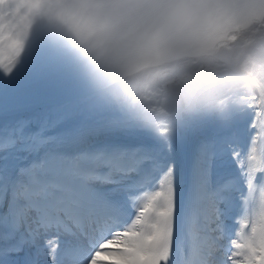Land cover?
<instances>
[{"label":"snow or ice","instance_id":"1","mask_svg":"<svg viewBox=\"0 0 264 264\" xmlns=\"http://www.w3.org/2000/svg\"><path fill=\"white\" fill-rule=\"evenodd\" d=\"M211 7L0 0V264H264V86L144 107L50 39L71 19L141 68Z\"/></svg>","mask_w":264,"mask_h":264},{"label":"bare ground","instance_id":"2","mask_svg":"<svg viewBox=\"0 0 264 264\" xmlns=\"http://www.w3.org/2000/svg\"><path fill=\"white\" fill-rule=\"evenodd\" d=\"M225 40L214 50L147 69L153 87L211 82L230 96L249 86H264V12Z\"/></svg>","mask_w":264,"mask_h":264},{"label":"clouds","instance_id":"3","mask_svg":"<svg viewBox=\"0 0 264 264\" xmlns=\"http://www.w3.org/2000/svg\"><path fill=\"white\" fill-rule=\"evenodd\" d=\"M50 39L68 54L91 65L100 82L123 99L144 107L154 106L155 98L149 95L148 85L152 83L149 70L128 66L119 47L101 36L80 30L71 19L52 21ZM212 89H217V85L211 82L183 86L180 98L185 102L195 100L198 94Z\"/></svg>","mask_w":264,"mask_h":264}]
</instances>
